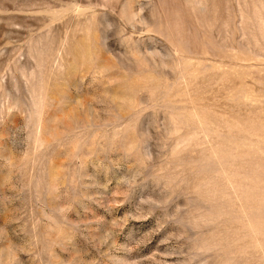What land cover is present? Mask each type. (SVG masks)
<instances>
[{"label":"rangeland","instance_id":"obj_1","mask_svg":"<svg viewBox=\"0 0 264 264\" xmlns=\"http://www.w3.org/2000/svg\"><path fill=\"white\" fill-rule=\"evenodd\" d=\"M0 264H264V0H0Z\"/></svg>","mask_w":264,"mask_h":264}]
</instances>
